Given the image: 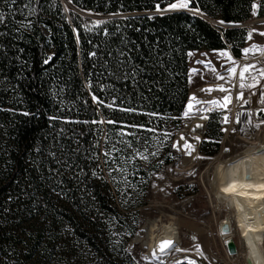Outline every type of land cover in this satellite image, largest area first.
I'll return each mask as SVG.
<instances>
[{"label": "trees", "instance_id": "1", "mask_svg": "<svg viewBox=\"0 0 264 264\" xmlns=\"http://www.w3.org/2000/svg\"><path fill=\"white\" fill-rule=\"evenodd\" d=\"M254 1L0 0V264H136L125 246L174 162L189 54L243 59ZM223 136L215 110L201 153Z\"/></svg>", "mask_w": 264, "mask_h": 264}, {"label": "rangeland", "instance_id": "2", "mask_svg": "<svg viewBox=\"0 0 264 264\" xmlns=\"http://www.w3.org/2000/svg\"><path fill=\"white\" fill-rule=\"evenodd\" d=\"M261 1H254L258 7L253 9L250 21L244 25L251 33V38L247 45L250 51L245 53L243 59L236 60L230 49L189 54L191 92L212 84L223 85L225 89L203 99L206 106L213 102L214 111L222 113L224 136L218 155L222 152L223 160L231 159L246 149L264 142V120L259 118V113H264V103L261 102L264 100V51H261L264 49V18L258 17ZM94 19L104 18L94 17ZM213 24L220 26L217 22ZM245 65L249 66L247 71H244ZM233 68L236 69L234 73L230 71ZM241 72L244 73L243 78ZM241 84L245 87L242 88ZM235 85L236 89H234ZM225 96L229 97L228 101H225ZM186 112L188 115L183 118L182 129L174 133L172 148L175 147L177 134L184 130L187 124L194 119L208 117L200 107H194L192 112ZM225 117H227V122H225ZM248 118H251L252 125L259 124L260 127L248 128L246 133L241 132L240 128L247 127L245 122ZM173 152L174 162L163 167L151 179L147 205L140 209L138 230L126 244L125 251L136 264H149L142 260L144 251L141 247H131V243L138 233H142V228L148 221L160 220L162 225L176 222L180 227L182 238V254L173 256L166 264H175L185 260H193L201 264H238L236 260L240 252L243 255L250 253L251 247L246 243L243 244L235 235L233 239L240 249L237 256L231 257L225 241L218 234L219 226L229 217L230 211L226 205L223 208H217L219 201L209 192L211 190L210 179L213 178L216 169L211 162L213 159L204 156L200 146L202 159L183 168L179 167L183 156L174 149ZM189 173L194 174L189 175ZM185 186H189L191 190L182 189ZM116 238L118 244L123 241V235ZM197 249L205 254L204 259L192 253ZM255 250L256 264H264V247L255 246ZM239 263L244 264L243 257L239 259Z\"/></svg>", "mask_w": 264, "mask_h": 264}, {"label": "bare ground", "instance_id": "3", "mask_svg": "<svg viewBox=\"0 0 264 264\" xmlns=\"http://www.w3.org/2000/svg\"><path fill=\"white\" fill-rule=\"evenodd\" d=\"M221 89H224L223 85L213 84L198 90L195 89L190 93L187 102L188 111H192L198 102L203 101L204 97L222 91ZM234 89H236V85ZM189 103L192 105L191 109L188 107ZM212 103L207 106L208 110L212 108ZM205 130L206 117H202L194 119L177 134L175 148L183 156L179 167H189L202 159L200 146ZM185 144L191 145V149L185 148ZM260 145L252 146L228 160L222 159L221 152L211 161L216 169L213 178L210 179L211 190L209 192L219 201L217 208L220 209L226 205L230 211L229 217L222 224H229L231 232L229 234L222 233L221 224L218 234L225 243L234 240L233 237L237 235L243 244L246 243L251 247L250 253L243 255L240 252V256L236 260L238 264H242L239 263V259L242 257L244 264L248 259H252L256 264L255 246L264 247V187H262L264 186V154L256 152ZM189 151H191V155L187 154ZM248 174H251L250 180L247 178ZM167 240L173 241L174 247L168 246L161 252L160 244ZM135 246L141 247L144 251L142 260L145 263L166 264L170 258L183 252L180 227L176 222L162 225L160 220L148 221L142 228V233H138L132 241L131 247ZM192 253L205 258V254L200 249Z\"/></svg>", "mask_w": 264, "mask_h": 264}, {"label": "snow or ice", "instance_id": "4", "mask_svg": "<svg viewBox=\"0 0 264 264\" xmlns=\"http://www.w3.org/2000/svg\"><path fill=\"white\" fill-rule=\"evenodd\" d=\"M190 2H191V0H175V2L169 3L168 6H167V9H164V10H168V9H171V10L189 9ZM155 7H156V9H157L158 12L164 11V10H161L159 4H156ZM257 7H258L257 5H255V4L253 5V9L254 10ZM189 10L190 11H193L194 13L199 12V9H189ZM221 23H223V21H221ZM249 38H251V33H249ZM249 51H250V49H247V48L246 49H243V52L244 53H248ZM261 51H264V49H261ZM45 63H47V61H45ZM248 67H249L248 65H245L244 71H247L248 70ZM230 71L234 73L236 71V69L233 68V69H230ZM243 74L244 73L241 72V77L242 78H243ZM241 87L243 88V87H245V85L244 84H241ZM221 90L224 91V89H221ZM94 99H95V97H94ZM193 99H194V97H193ZM224 99H225V101H228L229 100V97L225 96ZM261 102L264 103V100H262ZM109 107H111V105H109ZM188 107H189V109H191V107H192L191 103H189ZM129 111H131V110H129ZM25 115H27V113H25ZM184 115L187 116L188 113L185 112ZM225 122H227V117H225ZM237 122L238 123L240 122L239 119H238ZM85 123H87V122H85ZM93 123H96V121H93ZM245 123H246L247 127L240 128V131L241 132H244V133H246L248 131V128H259L260 127L259 124L252 125L251 118H248ZM233 131H235V129H233ZM197 139H199V137H197ZM184 147L191 149L192 146L189 145V144H185ZM256 152H257V154H264V144L260 145V147L258 149H256ZM187 154L188 155H191V151H189ZM105 155H107V153H105ZM142 158L147 159V157H142ZM193 174L194 173H189V175H193ZM247 178L250 180L252 178L251 177V174H248V177ZM262 187H264V186H262ZM226 228H227V226L225 225V229ZM168 246H173L174 247L173 241H171V240L162 241L161 244H160V251L163 252L165 250V248L168 247ZM154 255H155V253H154Z\"/></svg>", "mask_w": 264, "mask_h": 264}, {"label": "water", "instance_id": "5", "mask_svg": "<svg viewBox=\"0 0 264 264\" xmlns=\"http://www.w3.org/2000/svg\"><path fill=\"white\" fill-rule=\"evenodd\" d=\"M128 16V15H127ZM126 17V16H125ZM211 23H213L212 20H210ZM245 27V26H244ZM242 64V63H241ZM241 67V66H240ZM190 93L191 91L189 92V97H190ZM189 97H188V100H189ZM187 105V104H186ZM196 107H200L207 115L210 114L211 112L214 111V108L212 106V108L210 110H208V107L204 104L203 101H200L196 104ZM186 111H188L187 109V106H186ZM189 112V111H188ZM192 112V111H190ZM207 125H208V117H206V130H207ZM206 130H205V133H206ZM205 133H204V136H205ZM203 142V140H202ZM201 142V144H202ZM174 150H176L175 147H173ZM209 159H213V158H209ZM225 225L227 226V228L225 229ZM221 232L224 233V234H229L231 232V228H230V225L227 224V223H224L221 225ZM226 248L228 250V254L231 256V257H234L238 254V251H239V246L238 244L234 241V240H230V241H227L226 242ZM246 264H254L253 260L252 259H248Z\"/></svg>", "mask_w": 264, "mask_h": 264}]
</instances>
